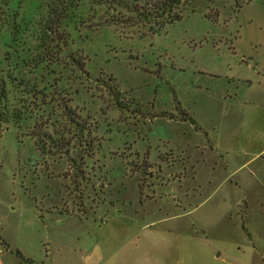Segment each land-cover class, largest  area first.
<instances>
[{
  "label": "rangeland",
  "instance_id": "374dc122",
  "mask_svg": "<svg viewBox=\"0 0 264 264\" xmlns=\"http://www.w3.org/2000/svg\"><path fill=\"white\" fill-rule=\"evenodd\" d=\"M245 1L184 0L180 21L140 37L106 25L103 6L74 0L58 62L32 69L24 63L51 0H0V77H34L48 92L57 83L95 141L79 166L70 159L81 147L68 156L37 150L27 135L33 119L22 128L0 123V264H28L16 251L33 264H92L91 256L100 264H264L255 199L241 201L234 160L227 168L196 125L215 114L204 107L206 83L244 69L231 44L252 12L238 15ZM71 56L84 60L83 71ZM56 104L33 116L54 106L50 122L59 120ZM246 229L261 237L252 242Z\"/></svg>",
  "mask_w": 264,
  "mask_h": 264
},
{
  "label": "trees",
  "instance_id": "16d2710c",
  "mask_svg": "<svg viewBox=\"0 0 264 264\" xmlns=\"http://www.w3.org/2000/svg\"><path fill=\"white\" fill-rule=\"evenodd\" d=\"M73 1L51 0L48 4V17L43 24L40 23L37 31L36 53L31 60L25 61L24 64H27L24 65L25 67L47 68L50 64L58 62L59 51L64 52L60 44L66 45L68 40L65 31L61 30V23L75 6ZM90 3L108 10L109 17L104 20L106 25L114 26L123 35L128 30L137 33L140 37L159 34L166 26L180 21L183 18V11L186 10V6H183L184 0H90ZM71 59L80 71L84 70L83 59L74 56ZM53 87L56 88L55 91L48 92L39 87L34 77L19 79L13 73L6 72L0 77V123L14 124L22 128L25 121L33 119L32 132L27 135L34 140L37 150L42 153L47 150L46 153L49 154L64 152L63 154L68 156L71 149L81 147L83 151L79 149L76 157L70 159L72 163L77 162L80 166L82 160L94 155L93 131L89 128L88 117H82L76 108L71 107L72 99L58 98L60 95L58 84L53 82ZM28 97L33 99L31 103L27 101ZM54 103H57L55 108L60 110L59 120L50 122V117L54 115L52 113L55 111L54 106L51 114L46 118L33 116L34 108L38 109L41 105L51 106ZM176 104L178 110L183 112L179 103ZM182 115L183 120H189L194 124L188 113L183 112ZM49 129L51 130L48 131ZM2 244L8 248L4 241ZM16 254L28 264H32V261L24 258L19 251H16Z\"/></svg>",
  "mask_w": 264,
  "mask_h": 264
},
{
  "label": "crops",
  "instance_id": "0c3cea01",
  "mask_svg": "<svg viewBox=\"0 0 264 264\" xmlns=\"http://www.w3.org/2000/svg\"><path fill=\"white\" fill-rule=\"evenodd\" d=\"M245 6L252 9L251 15L238 26L231 44L244 69L231 78L218 74L215 82L220 84L206 83L204 107L215 109V114L209 126L196 125L205 134L207 147L227 168L229 158L234 160L231 183L243 194L241 201L255 199L253 216L264 218V2L247 0L239 6L238 15ZM243 203L247 208L248 203ZM240 213L244 218L246 211L243 216ZM246 233L252 242L261 237L260 231L246 229ZM90 260L100 264L97 257L91 256Z\"/></svg>",
  "mask_w": 264,
  "mask_h": 264
}]
</instances>
